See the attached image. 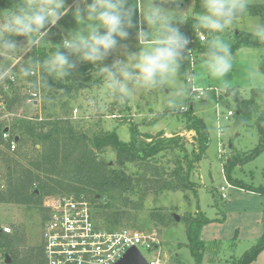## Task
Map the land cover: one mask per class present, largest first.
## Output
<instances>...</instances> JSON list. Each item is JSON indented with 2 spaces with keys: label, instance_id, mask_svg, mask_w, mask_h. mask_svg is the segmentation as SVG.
I'll return each instance as SVG.
<instances>
[{
  "label": "rangeland",
  "instance_id": "1",
  "mask_svg": "<svg viewBox=\"0 0 264 264\" xmlns=\"http://www.w3.org/2000/svg\"><path fill=\"white\" fill-rule=\"evenodd\" d=\"M141 1L142 5L151 2V0ZM262 1L264 0H247V3L259 4ZM177 2L179 0H175L173 6L169 4L167 7L173 8ZM190 3L193 4L194 0H187V5ZM66 4L71 6L73 0H66ZM3 9L7 8L0 5V10ZM183 17L180 16L184 20ZM256 22L263 21L258 16L238 18L226 33L221 34V38L232 44L235 33L239 31L252 32V27ZM57 27L63 29L64 36L68 29L74 28L75 21L71 13L63 17ZM57 27L53 28L48 36L51 42L55 33H58L63 39ZM204 37L205 39L209 38L206 34ZM22 39L21 37L18 40ZM121 43L126 45L129 50H137L135 31H132L127 41ZM252 51H254L253 55L246 61H241L245 60L241 56H233V69L226 77L227 81L211 77L203 67L204 55L193 54L190 58L195 59L194 69L189 63L190 60L185 69L189 67L188 71L195 76L192 83L196 87L202 88L201 90L205 89V96L197 99L194 95H188L184 102L185 110L173 109L167 104L169 96L174 91L171 86L168 92L163 89L134 90L133 94L124 100H116L107 87L105 78L100 85L93 84V86H90L91 81H81L83 87L79 89L76 100L70 103V115L72 117L74 107L78 108L77 115L83 118L76 121H81L80 125L88 135L94 134L99 129L115 131L121 141L127 142L131 139L129 125L135 124L141 135L148 133L154 136L162 131L165 137L174 135L184 137L186 150L191 155V150H196L195 136H193L195 134L192 130L190 132L184 131V129L189 130L185 128V111L190 109L192 104V110L203 119L210 137L209 145L201 158L195 162V168L189 175L193 189L158 192L151 190L145 195L141 191L100 194L93 204L94 219L100 221L99 224L103 223L99 219L102 215H112L113 212L123 213L113 228L156 232L160 239L162 252L172 264H233L246 250L260 241L263 234L264 197L232 184L235 179L248 185H264V150L255 158L240 162V159L248 155L258 144L254 119L245 125H238L235 122V99H248L252 89L264 88V73L258 68L259 62L264 58V47ZM114 55H112V59ZM5 60L14 65V73L18 74L23 59L5 57ZM32 83L30 76L20 75L16 83L9 87L8 93L10 96L14 93L22 96L26 93L27 86ZM180 83L187 85L189 93L190 83L183 78L180 79ZM229 109L233 111V115L225 117ZM115 111L127 114L129 119L118 121L107 117L108 114ZM44 115L45 111L41 107L39 99L35 102H27L25 99L21 101L20 106H15L10 111L5 108L3 101L0 102V127L11 125L13 120L18 117L36 119L34 116H38L37 119H39ZM160 126L163 128L162 130H158ZM164 130L171 134L165 133ZM19 147L21 146L17 144L15 150ZM22 150L28 155L33 154L30 146H23ZM181 156L178 150H164L156 159L152 158L150 165L159 167V172L169 173L176 167V161ZM99 157L107 161L111 167L118 168L115 164V154L111 149L108 148ZM235 158L236 164L232 166L230 173L233 179L232 183H229L225 177L224 168L228 162ZM20 161L26 162L23 159ZM137 169L131 163L125 166V170L130 174ZM151 170L150 166L146 173L149 175ZM6 171L5 164L0 163V186L5 185ZM221 186L225 187V198L221 196ZM131 201L139 202L138 208H133ZM105 204L109 206L103 207ZM44 211L35 205L0 203V229L10 227L11 230L7 233L13 235L17 233L15 229L18 228V233L24 235V242L19 249L20 253L28 247L41 244ZM198 213L212 221L201 228L200 237L203 240L204 248L201 259L196 260L191 254L186 226L187 219L198 215ZM160 215H165V218H161ZM174 215H177L178 219H175ZM145 255L149 257L146 252ZM2 257L0 251V264H8ZM250 264H264V250Z\"/></svg>",
  "mask_w": 264,
  "mask_h": 264
},
{
  "label": "trees",
  "instance_id": "2",
  "mask_svg": "<svg viewBox=\"0 0 264 264\" xmlns=\"http://www.w3.org/2000/svg\"><path fill=\"white\" fill-rule=\"evenodd\" d=\"M25 3V0H0V5L5 8L17 7ZM248 14L241 17L258 16L264 22V3L248 4ZM203 12V0H195L192 15L185 20L181 28L191 39L189 48L195 52L207 51V41L201 42L198 32H206L196 27L199 14ZM238 17V18H241ZM207 33V32H206ZM21 37H17L19 39ZM58 33L52 37V42L61 41ZM231 45L232 53L240 48L264 47V41L257 40L252 32L239 31L234 34ZM55 46H41L29 53L30 57L43 59L54 51ZM189 52V60H190ZM27 57L23 58L22 64ZM112 55L105 63H111ZM188 60V62H189ZM187 63H185L186 65ZM185 65L181 71H184ZM264 73V58L258 66ZM78 78V80L76 79ZM32 85L39 91V101L45 111L40 119H26L18 117L8 127H0V163L7 167L5 185L0 187V203L35 205L42 208L43 197L49 195L67 194L75 197L83 196L92 204L97 201L100 194L118 192L132 193L141 191L143 195L161 190L193 189L189 181V175L210 142L209 132L201 117L194 114L192 109L185 111V128L195 132L196 150L188 154L184 137L174 135L165 137L162 131L154 136L144 133L141 135L135 124H130L131 139L121 141L115 131L99 129L92 135H88L80 125L81 121L74 120L70 115V103L76 100L78 91L83 87L81 81H91L90 86L100 85L104 76L91 65H80L71 76L64 80L49 82L51 87L41 80V73L36 71L30 76ZM27 92L20 96L0 89V102L3 101L7 110L20 106L21 101L27 98ZM260 100V101H257ZM236 124L245 125L254 119L258 133V144L240 162L255 158L264 150V88H254L248 99H235ZM260 112V113H258ZM124 120V119H123ZM7 128L9 139L2 138V131ZM3 129V130H2ZM16 139L21 146L17 150L9 151V141ZM147 139V140H146ZM23 146H30L33 154L28 155L22 150ZM115 154V164L109 163L99 157L107 149ZM178 150L181 157L176 161V167L169 173L159 172V167L150 165L155 158L164 150ZM7 150V151H6ZM12 152V153H9ZM20 159L25 160L22 163ZM154 161V160H153ZM128 163L134 164L138 169L130 174L125 170ZM236 164V158L228 162L224 168L225 177L232 183L231 169ZM152 167L149 175L147 168ZM237 187L258 193L264 197V185L254 186L241 180L233 179ZM195 192V191H194ZM128 200V199H127ZM133 208H138L139 202L131 201ZM105 204L103 207H108ZM43 209V208H42ZM105 212V211H104ZM106 214V213H105ZM121 212H113L112 215L99 217L102 224L96 221L100 227L112 229L120 219ZM165 218V215H160ZM44 218V217H43ZM212 221L203 214L187 219V234L190 242L191 254L196 260L201 259L204 248L200 237L201 228ZM263 234L260 241L246 250L233 264H250L264 250V204H263ZM18 228L13 235L0 229V251L3 259L11 257L8 264H45L42 244L34 245L21 251L20 246L24 242V235L18 233Z\"/></svg>",
  "mask_w": 264,
  "mask_h": 264
},
{
  "label": "clouds",
  "instance_id": "3",
  "mask_svg": "<svg viewBox=\"0 0 264 264\" xmlns=\"http://www.w3.org/2000/svg\"><path fill=\"white\" fill-rule=\"evenodd\" d=\"M174 2L151 0L141 5L139 0H73L69 6L66 0H25L17 7L0 10V82L16 78L14 65L5 57H27L19 75L29 77L39 71L42 82L49 87L50 81L68 78L80 65H91L104 76L116 100H124L134 90L168 92L171 86L174 91L167 104L182 109L189 93L180 79L190 81L195 76L189 67L181 71L188 63L192 39L181 28L186 23L180 18L184 10L178 5L166 6ZM248 11L247 0H203L196 27L211 37L203 60L211 77L227 81L234 57L231 45L221 34ZM69 13L75 27L68 29L61 41L51 42L48 36L52 29ZM133 30L138 45L135 51L121 43L129 39ZM252 35L264 41V22L254 23ZM45 44L54 45V51L43 59L29 56ZM113 54L111 63H105Z\"/></svg>",
  "mask_w": 264,
  "mask_h": 264
},
{
  "label": "built area",
  "instance_id": "4",
  "mask_svg": "<svg viewBox=\"0 0 264 264\" xmlns=\"http://www.w3.org/2000/svg\"><path fill=\"white\" fill-rule=\"evenodd\" d=\"M198 39L203 41L205 37L200 33ZM189 63L192 66L193 58H190ZM13 74L16 77L14 80L0 82L2 91L8 92L9 87L20 78L19 73ZM188 82L191 85L189 86L190 95L197 97L203 95L201 88L192 83L193 79ZM26 92L27 102H35L39 99V91L33 85L27 86ZM181 110H185V107ZM77 113L78 108L74 107L72 110L74 120L83 118ZM232 115L233 111L228 110L226 117ZM107 117L122 121L128 115L115 111ZM3 127L8 126L2 125ZM5 129H2V138L8 140L9 133ZM16 146V139H12L9 141L8 150L14 151ZM220 190L221 196L225 198V187L221 186ZM42 203L45 216L42 223L41 244L45 264H113L130 247H135L140 251L146 261L145 264H172L162 252L160 239L156 232L100 227L94 219L93 204L83 196L49 195L44 197ZM10 230V227L2 228L4 232H10ZM145 252L149 254V257L145 255Z\"/></svg>",
  "mask_w": 264,
  "mask_h": 264
},
{
  "label": "crops",
  "instance_id": "5",
  "mask_svg": "<svg viewBox=\"0 0 264 264\" xmlns=\"http://www.w3.org/2000/svg\"><path fill=\"white\" fill-rule=\"evenodd\" d=\"M139 3L141 4L142 3V1L141 0H139ZM194 3H195V0H194ZM194 3L193 4H191L190 3V5H187V0H183V2L182 3H180V2H177V4H175V8L177 7V5L179 6V9L180 10H184V12L182 13V14H180V16H184L183 18H184V20H186L187 18H189L191 15H192V12L191 11H193V8H194ZM261 3H264V1H262V2H260L259 4H261ZM173 4L174 3H172L171 5L173 6ZM142 5V4H141ZM166 6H168V5H166ZM173 7V8H174ZM250 18H252V17H250ZM59 22V21H58ZM183 25V24H182ZM181 25V26H182ZM57 30L60 32V34H61V36L64 38V35H63V31H61V28H59V27H57ZM203 34V35H208V33H206V32H198V34ZM198 34H197V37H198ZM209 36V35H208ZM204 41V40H203ZM203 41H201V42H203ZM254 49H257V48H254ZM253 49H249V48H240L239 50H237V51H235L234 53H233V56L235 55V56H237V57H239V56H241V58H244L245 60H241V61H246V59H248L251 55H253V53L252 52H254V51H252ZM241 51V52H240ZM190 57H192V55L193 54H195V53H197L196 54V56L197 55H199V53L198 52H195L193 49H190ZM202 55L201 56H203L204 55V53H201ZM204 58H205V55H204ZM194 61H195V59L193 58V64H194ZM193 64H192V68L194 69V67H193ZM186 66H188V63L185 65V68H186ZM184 68V69H185ZM198 87V86H197ZM200 88V87H199ZM202 89V88H201ZM205 89H203L202 91H203V95L202 96H200V97H197V99H201L203 96H205L204 95V91ZM189 96H191L190 94H189ZM195 96V95H194ZM184 107V106H183ZM190 109H193L192 108V104L190 105ZM230 110V109H229ZM228 111V110H227ZM194 112V114L196 115V113H195V111H193ZM196 116H198V115H196ZM198 117H200V116H198ZM225 117H226V115H225ZM163 128H162V126H160V128H158V130H162ZM184 131H190L191 132V129H189V130H185L184 129ZM193 131V130H192ZM164 132L165 133H169V134H171V132H167V130H164ZM194 134H195V132H194ZM194 136V135H193ZM190 178V177H189ZM224 193H225V190H224ZM226 194V193H225ZM18 205H20V204H18Z\"/></svg>",
  "mask_w": 264,
  "mask_h": 264
},
{
  "label": "water",
  "instance_id": "6",
  "mask_svg": "<svg viewBox=\"0 0 264 264\" xmlns=\"http://www.w3.org/2000/svg\"><path fill=\"white\" fill-rule=\"evenodd\" d=\"M7 129H5L6 131ZM112 163V162H110ZM175 219H178L177 215H174ZM6 263H9V257H6ZM146 261L140 251L135 247H130L122 255V257L113 264H145Z\"/></svg>",
  "mask_w": 264,
  "mask_h": 264
}]
</instances>
